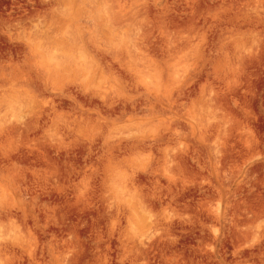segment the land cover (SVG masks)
<instances>
[{"label":"rangeland","instance_id":"1","mask_svg":"<svg viewBox=\"0 0 264 264\" xmlns=\"http://www.w3.org/2000/svg\"><path fill=\"white\" fill-rule=\"evenodd\" d=\"M0 237V264H264V0H0Z\"/></svg>","mask_w":264,"mask_h":264},{"label":"bare ground","instance_id":"2","mask_svg":"<svg viewBox=\"0 0 264 264\" xmlns=\"http://www.w3.org/2000/svg\"><path fill=\"white\" fill-rule=\"evenodd\" d=\"M91 2V1H90ZM89 2V3H90ZM88 10V9H87ZM90 11H91V9H89ZM83 12H86V11H84V10H82ZM92 12V11H91ZM82 13V12H81ZM88 13V12H87ZM83 14V13H82ZM90 14V13H89ZM85 15H86V13H85ZM84 14H83V16H85ZM91 15V14H90ZM82 15H81V17H83ZM86 18H88V16L86 17ZM84 19V18H83ZM89 19H90V17H89ZM86 20V19H85ZM82 24V23H81ZM81 26V25H80ZM80 26H78L79 27V30H80ZM82 27V26H81ZM82 29V28H81ZM74 39L76 40V37H74ZM78 39L80 40V42H82L83 41V36H79L78 37ZM55 52H56V50H53V52H52V55L51 56H49L48 55V57H47V63L45 64V67H44V70L47 72V73H50V72H53V71H55L56 70V65L55 64H53V62H55L56 60H57V58L59 57V56H56L55 55ZM68 52L66 51V50H64L63 51V53H62V55H61V57H67V54ZM68 62L70 63V64H72V66L73 67H75V68H84L86 65H87V63L84 61V60H82L81 59V57L80 56H78L77 58L75 57V56H71L70 58H69V60H68ZM82 84H84V82H82ZM148 90V89H147ZM99 94H103L101 91H99L98 92ZM153 101H155V99H154V97H151V96H148V94L146 95V97H144V100L143 101H141V102H139V103H142L141 104V106H138L137 105V103H138V101H133L132 102V106H133V108H132V111L134 112V111H136V113H137V111H138V109L140 108V109H147V111L153 106ZM117 193V192H116ZM120 194L119 195H121V196H123V192L121 193V192H119ZM118 194V193H117ZM123 198V197H122ZM150 218V217H149ZM151 220H149L148 219V217H142L140 220H139V223H141V225H140V229L138 230V231H140L142 234H140L139 235V237H143L144 236V232H142L143 230H144V228H146V226H148V225H150V222ZM138 233L136 232L135 233V235H137ZM1 238V237H0Z\"/></svg>","mask_w":264,"mask_h":264}]
</instances>
